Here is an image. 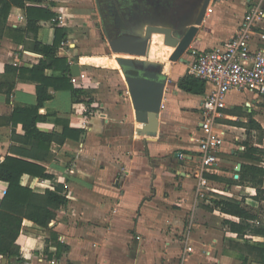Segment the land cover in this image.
Instances as JSON below:
<instances>
[{
    "label": "crops",
    "instance_id": "crops-1",
    "mask_svg": "<svg viewBox=\"0 0 264 264\" xmlns=\"http://www.w3.org/2000/svg\"><path fill=\"white\" fill-rule=\"evenodd\" d=\"M257 2L213 0L192 46L207 50L233 38ZM27 6L48 8L54 16L41 20L35 34L28 27L27 10L14 6L1 33L0 82H14V89L10 95L0 92V163L10 156L43 166L50 177L26 173L22 184L39 193L62 185L68 201L49 228L24 219L17 240L20 257L0 255V264H233L220 244L222 226L215 227L209 203L214 193L230 194L241 187L221 178L231 180L240 163H252L242 143L233 148L227 141L230 132L225 129L247 128L225 121L239 119L236 110L245 107L253 114L248 120L259 122L254 111L264 96L239 90L227 94V117L221 120L226 143L210 174L217 191L201 197L194 171L203 135L202 103L215 87L206 82L205 93L193 94L178 86V78L189 73L191 57L175 61L168 70V64L152 57V43L147 59L163 64L173 80L161 114L143 125L136 121L122 69L110 64L116 54L100 35L96 0H28ZM57 29L64 38L56 54L70 68L49 67L44 75L67 77L79 93L50 87L52 97L41 109L47 117L38 127L58 135L66 130L71 137L41 150L27 141L21 122L14 124L13 112L38 104L39 83L20 69L49 60L47 50ZM250 44L252 50L264 47V19ZM106 57L110 60L103 63ZM8 65L18 70L8 71ZM241 93L246 97L235 101L233 95ZM249 133L239 132L236 140ZM8 186L0 180V205Z\"/></svg>",
    "mask_w": 264,
    "mask_h": 264
},
{
    "label": "trees",
    "instance_id": "trees-1",
    "mask_svg": "<svg viewBox=\"0 0 264 264\" xmlns=\"http://www.w3.org/2000/svg\"><path fill=\"white\" fill-rule=\"evenodd\" d=\"M28 0H0V36L5 28V23L14 6L25 8L28 12V27L38 33L41 20H48L54 13L48 8L27 6ZM64 38L63 31L57 29L56 39L53 46L47 50L49 60H42L33 68H21V72H31L29 79L37 81L38 84V104L35 106L17 108L13 112L14 124L21 122L26 131L27 141L41 150H49L50 144L54 141L62 144L66 138L71 137V132H64L58 135L53 132H46L38 127V122L46 119V115L41 113L46 100L52 97L50 87L56 89L71 88L75 93L79 90L73 88L70 79L67 77H49L44 75V71L49 67L63 66L68 70L69 64L66 58H61L56 54L58 45ZM8 71H17V67L7 66ZM178 86L193 94H203L206 91V82L190 73L180 76L177 80ZM14 89V82H0V92L5 91L8 95ZM253 122V121H252ZM264 130L261 124H258ZM257 151V148H254ZM263 151L264 150H259ZM31 174L37 177H50L43 166L16 157H6L0 163V180L9 183L7 192L0 205V255L10 258L20 257V246L17 243L24 219H29L36 224L49 228L50 223L56 218L61 207L67 203L68 199L64 194V187L58 186L56 190L47 189L44 193L34 192L30 187L22 184L24 174ZM239 174V181L243 184L249 183L254 187L262 186L264 183V167L255 163H244ZM210 178L211 175L207 174ZM223 206L222 211L240 219V222L228 220L232 233L237 234L238 239H245L247 235L264 237V226L250 224L256 216L250 213L241 205L238 200L223 198L219 200ZM239 240H231V248L248 249V254H241L244 260H248V255H255L257 264H264V241L252 242L246 240L241 244ZM59 247L61 244L58 242ZM245 245V246H243Z\"/></svg>",
    "mask_w": 264,
    "mask_h": 264
},
{
    "label": "built area",
    "instance_id": "built-area-1",
    "mask_svg": "<svg viewBox=\"0 0 264 264\" xmlns=\"http://www.w3.org/2000/svg\"><path fill=\"white\" fill-rule=\"evenodd\" d=\"M264 19V0L251 6L237 34L219 46L207 50L190 47L189 73L214 85L202 103L199 143V162L194 171L201 197L216 192L207 174L219 166V153L226 143V132L221 129L226 118L227 94L232 90L249 91L264 96V47L252 50L251 35L257 23ZM63 42V46H64ZM184 158V154H180Z\"/></svg>",
    "mask_w": 264,
    "mask_h": 264
},
{
    "label": "rangeland",
    "instance_id": "rangeland-1",
    "mask_svg": "<svg viewBox=\"0 0 264 264\" xmlns=\"http://www.w3.org/2000/svg\"><path fill=\"white\" fill-rule=\"evenodd\" d=\"M204 0H134L130 5V9L133 14L143 16L144 22H153L159 23L162 25L176 23L177 21H181L182 23H190L195 20L197 17L201 6ZM95 10V8H94ZM125 10V9H124ZM96 20L98 21V27L100 29V35L104 38L106 42H108L107 38L102 32L101 22L99 21V17L95 16ZM174 26V24H173ZM164 37L163 35L158 37L155 42H153L152 48V57L168 64V70L171 64H174L175 61L170 59L172 46H168L169 50H166V45L164 44ZM163 45V49H162ZM165 48V49H164ZM174 49V48H173ZM163 50V51H162ZM175 50V49H174ZM173 50V51H174ZM172 51V52H173ZM170 54V55H169ZM165 55V56H164ZM117 56V54L115 55ZM188 55L186 56V58ZM145 59V58H143ZM110 58L106 57L103 63L109 62ZM113 60V61H112ZM112 65H118L115 58H112L110 61ZM172 78V74H169ZM173 80V79H171ZM171 84V83H170ZM235 101H238L240 98L246 97L245 94H234ZM262 98V97H261ZM263 101L259 104V108L255 110V114L260 115L259 122L264 124V97L262 98ZM229 112V111H227ZM236 114H238L239 119L236 121H225L230 124L237 125L238 127H246L247 131H241L240 129H230L225 128L230 132L227 135V141L231 143L233 148L238 147L240 143L245 149V158L246 160L252 161L255 164H259L260 166L264 167V152L259 150H264V130L259 127L258 121L253 119V122H250L248 119H252V113L250 114L247 109L239 108L236 110ZM263 127V125H261ZM233 132V133H231ZM239 132H250L247 137H241L243 141L236 140V136ZM257 148V151L256 149ZM238 175V173H237ZM235 175L232 179L221 178V180H225L229 183L235 182L236 185L241 187H235V190L232 191L230 194L226 193H214L213 198L210 199V208L212 209L213 218L215 220V227L222 226L221 233V246L223 250L233 258V264H257L255 262V255H248V260H244L241 257V254H248V249H237L231 248V240H239L237 234L231 232L228 224V220H233L240 222L238 217L230 215L228 213H224L221 208L222 205L219 204V200L223 198L238 200L241 202V205L246 208L250 213L254 214L256 218L250 221V224L255 226H264V183L262 186L254 187L249 183H241L239 181V177ZM217 188L221 191H226L224 186H217ZM254 188V189H252ZM207 199V198H206ZM226 228V230H224ZM246 240H250L252 242L256 241H264V237L254 236V235H247L245 239L239 240L241 244H244ZM245 246V245H243Z\"/></svg>",
    "mask_w": 264,
    "mask_h": 264
},
{
    "label": "water",
    "instance_id": "water-1",
    "mask_svg": "<svg viewBox=\"0 0 264 264\" xmlns=\"http://www.w3.org/2000/svg\"><path fill=\"white\" fill-rule=\"evenodd\" d=\"M212 1L205 0L197 17L190 23L174 26L147 24L117 37L107 33L109 45L118 55L116 60L125 75L137 122L149 125L154 117L161 114L166 90L172 81L171 76L163 72V64L147 59L150 57L154 34H162L164 44L175 49L170 56L172 61L184 62ZM241 166L240 163L237 171H240Z\"/></svg>",
    "mask_w": 264,
    "mask_h": 264
},
{
    "label": "flooded vegetation",
    "instance_id": "flooded-vegetation-1",
    "mask_svg": "<svg viewBox=\"0 0 264 264\" xmlns=\"http://www.w3.org/2000/svg\"><path fill=\"white\" fill-rule=\"evenodd\" d=\"M133 1L134 0H96L97 16L99 17L102 32L106 38L107 33L111 37H117L123 33L139 29L143 25H162L159 23L144 22L143 16L133 14L130 9V5ZM180 23L182 22L179 20L176 23L166 25L172 26L173 24L179 25Z\"/></svg>",
    "mask_w": 264,
    "mask_h": 264
},
{
    "label": "bare ground",
    "instance_id": "bare-ground-1",
    "mask_svg": "<svg viewBox=\"0 0 264 264\" xmlns=\"http://www.w3.org/2000/svg\"><path fill=\"white\" fill-rule=\"evenodd\" d=\"M160 36H162V34H160V33H155L154 34V36H153V42H155L156 41V39L158 38V37H160ZM164 40V39H163ZM168 46L169 45H166V50H169L168 49ZM162 49H163V45H162ZM165 49V48H164ZM174 49L172 48V50L170 51L171 53H172V51H173ZM163 51V50H162ZM152 55V54H151ZM170 55V54H169ZM118 56V55H117ZM116 56V57H117ZM165 56V55H164ZM116 59V58H115ZM113 61V60H112ZM117 61V60H116ZM117 63H118V61H117ZM118 65H119V67H120V64L118 63ZM121 68V67H120Z\"/></svg>",
    "mask_w": 264,
    "mask_h": 264
}]
</instances>
